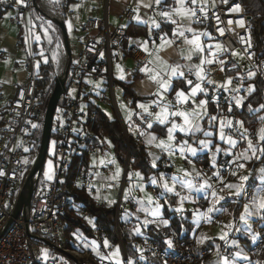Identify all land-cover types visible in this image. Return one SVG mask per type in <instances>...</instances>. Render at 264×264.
<instances>
[{
  "label": "crops",
  "instance_id": "0c3cea01",
  "mask_svg": "<svg viewBox=\"0 0 264 264\" xmlns=\"http://www.w3.org/2000/svg\"><path fill=\"white\" fill-rule=\"evenodd\" d=\"M50 1L53 5L56 0ZM16 5L21 6L22 4L16 2ZM211 6L212 0H196L195 4L191 3V0H160L159 3H156V0H73V3L68 5L64 22L69 42L70 56L71 52L75 54L73 61L70 58L71 63L78 60L82 39V26L89 19H102L106 16L108 24L110 26H116L119 23L120 15L126 9L131 8L134 12V19L130 23L145 27L147 31L145 37L126 38L125 47L114 50L113 54L118 75L114 79L121 83L129 84L132 92L136 96L144 98V101H137L134 108L130 107L129 104L124 102L125 98H123L122 91L117 87L120 100L118 106L115 101V116L111 106H102L97 101L99 94L106 90L103 89V84L107 83L106 80L102 82L100 87L94 85V82L99 80V78L96 80L87 79L84 82L83 90L91 94V97H81L79 104L81 127L77 128L74 135H76L77 140L80 138L85 140L83 125L88 117V104L92 103L95 107L102 110L109 119L116 118L120 125L123 126L125 134L131 135L135 140H140V145L144 147L153 168H157L154 161L157 153L160 151L166 153L169 157V166L166 169H169V172L165 170L161 171L157 176L150 177L148 181H145L139 171L132 170V172H138L141 175H135L134 179L139 181L141 178L146 191H148L149 186H157V190L162 197L163 209L166 208L168 212L175 213L178 218L187 220L191 226L188 237L194 238L197 244H202L210 240L221 241L223 239H220V237L224 233H227L226 237H231L233 241L236 240L242 245L238 252H241L242 256L248 257L247 260L235 258V264H249L253 258L248 248H251L253 240L248 236L249 230H246L247 226L240 220V216L245 212V204H249L251 208V202L250 200L243 202L238 221L234 222L229 212L223 207V203L232 197L240 198L241 196L236 197L231 195L230 190L224 186L227 184H239V176L246 175L249 179L245 182V189L252 187L255 192L258 187L264 184V173L260 171L264 168H258L252 177L248 169H239L238 175L234 176L233 180L229 179L228 173H226L224 178H218L215 187H212L211 190L217 191L220 196L225 198L220 201V204L216 205L218 209L222 208L224 210L212 214L207 213L211 198L205 199L204 191L197 192L195 188L189 189L186 186L189 181L197 187L205 182L210 184L208 178L203 175L202 169L204 167L214 168L221 158H227L228 167L230 168L233 165L231 161L235 160L247 148V141L250 139L249 132H254L255 138L252 142L254 145H257L261 143L258 139L260 130L264 129V119H261L264 117V114H262L259 116L258 124L254 129L247 128L244 125L241 126L238 123L236 131L229 132L227 122L230 121V118L220 116L217 113L215 102L209 101L205 97V66L209 64L207 61H211V63H221L223 61V63H226V54L221 43L211 36L209 29L194 22V16L190 14L189 10L195 11L196 13L201 11V9L204 11ZM157 7L160 9L153 11V8ZM16 11V7H13V10L8 11L0 18V54L2 55H0V110L15 96L18 87L26 81V64L28 59H32L36 66L46 61L42 57L41 45H39L40 40L37 39L41 32L40 29H45L44 26L39 24L41 22L37 15H33L32 13L26 17L24 23L19 24L13 22L11 18ZM162 13H168V15L164 16ZM130 23H124L122 27L126 30V27ZM181 32L184 33L183 36L179 35ZM41 33L44 32L42 31ZM194 33L196 35L207 33V35H201V43L204 47V50L201 52H197L192 45L186 43L187 39H192ZM19 37L22 38L21 43H19ZM217 44L221 46L219 50L215 47ZM209 45L212 46L211 50H209ZM133 48H138L147 56V63L137 73L139 76L137 79L124 75L125 69L133 68L129 54ZM124 54H128L127 57ZM54 56L56 58L55 66L57 68V60L60 58L59 51H54ZM188 57H191V59ZM201 61L205 62L201 64ZM171 68H178V71L183 73L191 72L193 75V79L191 80L192 84H188L189 80H183V76L178 74L175 76L171 75ZM236 69L238 71L230 74L241 71L239 68ZM198 71L204 77L203 80L197 78ZM122 75L124 79L120 78ZM154 75H157L156 81L150 78ZM161 80L168 85L166 90L160 87L159 82ZM175 80L181 81L182 84L180 85L184 86L185 89L178 87L174 94L169 96ZM197 83H200L203 91H199L193 96L192 88ZM246 89L248 94H250L248 91L249 85H246ZM180 91L184 92V96L178 98L177 93ZM200 101H205L206 103L202 105ZM141 104L148 108V112L151 107H157L154 113L155 115L146 124L142 122V118L148 112H145L144 109L139 107ZM242 107L243 104L236 111L239 122L242 121L239 115ZM108 108L111 109V114L107 113ZM209 108L212 110V124L211 129H206L202 121L206 117ZM260 109V106L251 108L250 114H257ZM165 110L168 116L166 122L162 124L157 119V116ZM172 113H184L187 115L189 123L185 122L184 115L178 116L172 115ZM175 118L179 119L180 122H175ZM221 122H223V125ZM149 124L152 126L149 127ZM173 125H176L174 129ZM152 127H158L161 131L153 130ZM184 129L188 130L185 131ZM162 131L163 134H161ZM222 134L225 137L223 140L221 139ZM228 137L236 141L235 147L227 143ZM166 139L169 143L162 145V140ZM201 141L207 142L208 147H203L200 143ZM98 143L102 148H94L93 152H96L94 156L91 155L92 153H88L86 176L77 178L75 183H77L78 187L83 178H88V184L84 190L93 202L97 206L102 207L116 206L118 193L121 192L118 188L123 178V166L116 160L112 150V144L108 139H100ZM192 148L196 149L195 155H192L189 150ZM82 150H85V148L77 147L76 154L79 155ZM204 155L208 162L206 166L197 163L202 160V156ZM185 158H189L190 160H186ZM251 160L258 159L241 160L239 162L247 164ZM185 161L190 162L189 168L185 167ZM106 170L107 175L105 173ZM174 170L180 174L178 177L174 176ZM173 177L176 179L173 180ZM165 183L169 187H174V190L167 191L164 188ZM135 185L138 186V184L134 183L133 179L127 182V196L129 198L137 193L140 195ZM222 188L223 191H221ZM199 198H204L205 200L207 218L222 212L223 225L221 224L220 227L212 228L203 223V212L196 205ZM165 202L168 204V207L165 205ZM77 207L80 208V205L77 204ZM163 209L158 219L154 222L149 221L148 217H144V222L148 221L144 225L138 219L134 218H129L122 224L130 229L133 237L138 234H144L142 229L148 226L162 230L168 225V220L163 217ZM178 209L180 210L178 211ZM139 216L140 213L135 214V217ZM247 219L248 225H251V222L254 220H260L264 227V218H261V214L259 213ZM83 221L90 229L92 237L83 234L80 230H74L69 235H65L67 239H73L77 243L79 250L91 251L94 257L111 261L114 264H121L118 257L113 254L117 250L115 249L116 246L111 245L108 239L97 234L94 220L86 216ZM165 221H167V224L164 223ZM76 231L77 234L75 233ZM178 233L185 236V228L182 226ZM241 238H247L249 240L248 248L241 243ZM105 240L108 242L107 247L104 244ZM93 242L95 243L93 244ZM44 252H48V250ZM50 255L52 257L54 256L52 252H50ZM223 257L225 256L219 252L216 243H213L206 264H221ZM233 259L234 257L230 260Z\"/></svg>",
  "mask_w": 264,
  "mask_h": 264
},
{
  "label": "built area",
  "instance_id": "2783aa9c",
  "mask_svg": "<svg viewBox=\"0 0 264 264\" xmlns=\"http://www.w3.org/2000/svg\"><path fill=\"white\" fill-rule=\"evenodd\" d=\"M8 2L13 4L15 0H8ZM236 4L241 5L238 0H212L211 7L202 12H196L194 22L208 28L211 36L221 43L226 54V63L233 61L231 57L233 52L237 53L246 65V70L254 73L253 76L258 78L264 87V57H258L255 52L249 18L245 15L242 5L240 12L231 11ZM33 5L37 8L39 21L45 25L56 26L55 23L62 22L60 12L53 7L50 0H24L11 20L19 24L24 23L26 17L31 14ZM158 9L160 8H153V11ZM133 19L134 12L128 8L120 15L116 26H110L106 16L102 19L87 20L81 30L82 39L78 60L71 63L70 70H68L69 63L66 65L65 59L63 72L60 74L56 70L57 76L64 81V91L61 95L63 105L57 107L54 114L49 144L48 157L52 159L53 178L46 184L36 181L29 206L24 207L18 217L0 235V264H70V259L65 256L66 254L75 259L78 264H90L91 262L93 264H114L111 261L94 257L91 251L79 250L77 243L65 236L61 219L68 217L83 221L87 216L86 212L81 211L74 203L73 191L77 188H86L88 178H83L78 187L75 182L67 183L68 167L71 159L76 155L77 147H84L88 153L94 151L93 146L85 145L82 138L77 140L74 135L77 128L81 127L79 109L81 97H91V94L83 90L84 82L87 79L96 80L104 76L109 89L100 93L97 101L102 106L116 108L112 89V51L120 49L126 38V30L122 24L130 23ZM240 19L244 21L243 27L236 23ZM218 29H224V34L221 35ZM129 54L133 68L125 69L124 75L133 77L147 63V56L138 48L131 49ZM226 63L212 62L205 66L204 92L207 100L215 102L217 113L220 116L229 117L232 121L229 132H235L239 123L236 111L246 102L249 94L244 84L246 77L244 81L242 79V72L245 69L235 64L226 68ZM236 68L241 71L227 74V71ZM26 71L27 78L24 84L18 87L15 96L0 110V172L3 173L0 175V234L10 218L24 181L36 158L33 152L37 146V141L33 137L36 128L32 125L38 123L44 100L35 92L37 66L30 58L26 64ZM192 79L191 72L184 73L183 80ZM237 100L241 101L240 106H237ZM124 102L129 104L127 99ZM156 109V106L151 107L148 114L143 116L144 124L149 122ZM175 122L179 123L180 120L175 118ZM249 138L251 140L255 138L253 131L249 132ZM136 142L140 144V140L137 139ZM154 161L157 167L167 168L169 166V157L164 152H158ZM184 165L189 168L190 162L185 161ZM233 171H237L236 166L233 164L229 168L227 158H221L214 168L204 167L202 169L211 188L215 187L218 178H224L226 173L229 179L233 180ZM105 173L107 175V170ZM147 190L155 204H162V197L157 186H149ZM245 191L247 194L241 196L243 202L250 200V194L254 193V189L248 187ZM196 205L203 212L205 225L215 228L221 226L222 212L210 216L209 219L204 198H199ZM125 206L136 211V205L132 200L127 201ZM119 208L118 202V208L115 211L117 221L113 233L118 243L121 244L119 245L121 259L126 262L128 258L123 249L122 232L118 223ZM248 234L250 238L253 235L257 237L256 240L252 239L250 249L253 259L249 264H258L256 256L264 248V227L260 220L251 222ZM169 240L172 241V247L168 245L160 247L144 234L135 235L131 242L133 253L131 261L134 264H205L209 251L197 252L194 238L184 239L182 235L175 233L170 236ZM45 242L51 247L46 246ZM216 246L219 252L229 259H232L242 247L231 237L219 241ZM46 250L48 252H44ZM50 252L54 254L53 257Z\"/></svg>",
  "mask_w": 264,
  "mask_h": 264
},
{
  "label": "trees",
  "instance_id": "16d2710c",
  "mask_svg": "<svg viewBox=\"0 0 264 264\" xmlns=\"http://www.w3.org/2000/svg\"><path fill=\"white\" fill-rule=\"evenodd\" d=\"M244 10L245 15L249 18V27L255 43V52L258 57H264V0H238ZM73 3V0H56L53 3L55 9H57L62 16V22H65L67 15L68 5ZM13 7H16L17 10L20 9V6L15 3H10L8 0H0V18L10 10H13ZM33 15H37V8L33 5L31 9ZM57 34L61 37L60 29L57 26H54ZM147 31L145 27L137 26L134 24H128L126 27V38L130 37H145ZM126 38L124 39L121 48L125 47ZM22 38L19 37V43H21ZM128 54H124L127 57ZM233 61L226 63V68L232 66ZM54 65V64H53ZM51 61L45 63H40L37 67L36 72V81H35V92L39 94L43 100L44 104L41 107V111L38 117L37 127L33 134V137L37 141V146L34 149L36 154L39 149L42 124H43V115L47 99L52 93L54 87V67ZM68 70H70L71 60L68 65ZM238 71H227V74L234 73ZM134 79L139 78L138 74L133 76ZM181 81L175 80L173 82L172 88L170 90L169 96H172L174 92L181 87L185 89L184 86H181ZM245 85H254L255 90L250 92L246 102L243 104L242 110L240 112V117L242 119L243 125L247 128L254 129L258 124V118L264 114V108H261L257 114H250L251 108L259 107L264 104V87L262 82L256 78L251 77L248 80L244 81ZM112 87H119L122 91L123 98L129 101V106L134 108L137 101H144V98L136 96L130 89L129 84L121 83L114 78H112ZM63 105V97H60L57 107ZM211 113L212 110L209 108L206 117L203 119L202 123L206 129H211ZM153 130L161 131L158 127H152ZM83 132L85 134V144L91 145L94 148H102L98 140L106 138L112 144V150L116 160L123 166L125 160V154L128 151L129 159L126 172L132 170L139 171L145 181H148L150 177H155L159 172L166 170V168L157 167L153 168L150 164L149 157L145 152L143 146L136 142V140L129 134H125L120 123L116 118L109 119L105 113L102 112L99 108L95 107L94 104H88V117L85 124L83 125ZM163 134V131L162 133ZM48 156V153L46 157ZM87 162H88V152L82 150L79 155H75L70 162L67 173L69 178L67 179L68 184L74 183L77 178L85 177L87 171ZM200 165L206 166L208 164L206 156H202V160L197 162ZM244 169H248L251 172V177L254 176V172L258 168H264V157L258 160H251L249 163L245 164ZM42 181L41 174L38 177V183ZM168 199V198H167ZM73 201L74 203L80 205V210L86 212L87 216L91 217L94 220V226L96 232L99 236L105 237L109 240L111 245L115 246L118 244V240L113 233L115 227V205L109 207L97 206L89 195L85 192L83 188H77L73 191ZM243 201L240 198H230L223 203V207L229 212L234 222L238 221L239 215L242 211ZM120 213V208H119ZM163 217L168 220V225L162 229L158 230L153 226H148L145 229H142L144 235L154 242H156L160 247L167 245L166 241L173 234H178L182 226L186 230V235L183 236L184 239L188 238L189 231L191 226L188 224L187 220L178 218L175 213L168 212L166 208L163 209ZM63 231L65 235H69L74 230H80L83 234L92 237V233L86 223L82 220H74L68 217H62L61 219ZM122 232V245L124 248L125 255L127 257L131 256V242L134 240V237L130 233V229L123 226L121 229ZM241 243L248 248L249 240L247 238H241ZM196 242V241H195ZM218 240L206 241L202 244L196 243V251H210L213 243H218ZM250 255H252L251 249L248 248ZM209 256V253L207 257ZM207 257L205 258V264L207 262ZM253 258V256H251ZM258 264H264V248L256 256ZM72 262V261H71ZM75 264V263H73ZM90 264H93L92 262Z\"/></svg>",
  "mask_w": 264,
  "mask_h": 264
},
{
  "label": "snow or ice",
  "instance_id": "6c2138e0",
  "mask_svg": "<svg viewBox=\"0 0 264 264\" xmlns=\"http://www.w3.org/2000/svg\"><path fill=\"white\" fill-rule=\"evenodd\" d=\"M17 3H20V4H23L24 3V0H16ZM160 0H156V3H159ZM191 3L195 4L196 3V0H191ZM242 9H241V5L240 4H236L233 6V8L231 9V11L233 12H240ZM201 11H203V9H201ZM190 14L192 16H195V11H192V10H189ZM162 15L164 16H167L168 13H162ZM137 19H139L137 17ZM175 23V21H173ZM229 23H232V21H229ZM236 23L240 26V27H243L244 26V21L242 19L240 20H237ZM158 27V25H157ZM218 31L221 33V35L224 34V29H218ZM179 35L183 36L184 33L181 32L179 33ZM201 35H207V33H202L200 35H196L195 33L193 34V37L192 39H187L186 40V43H188L189 45H192L195 50L197 52H201L204 50V47L201 43ZM37 39H39V37H37ZM163 39V38H162ZM251 46V45H249ZM209 50H211L212 46L209 45ZM216 49H220L221 46L219 44H217L216 46ZM146 50V49H145ZM232 55H237V53L233 52ZM189 59H191V57H188ZM205 61H201V64H203ZM208 63H211V61H207ZM221 63H223V61H221ZM180 75V76H183L184 73L183 72H179L178 71V68H171V75L175 76V75ZM158 75V74H157ZM157 75H154V76H151L150 78L154 81L157 80ZM254 73H249V76H253ZM121 79H124L123 75L120 77ZM197 78L200 79V80H203L204 77L201 75V72L198 71L197 72ZM160 83V87L162 89H167L168 85L166 83H164L162 80L159 82ZM209 83H211V81H209ZM228 83L230 84L231 81L229 80ZM188 84H192V81L189 80L188 81ZM255 90V86L254 85H250L249 86V89L248 91L249 92H252ZM199 91H203V89L201 88V85L200 83H197L195 85V87L192 88V95L195 96L197 94V92ZM184 96V92L183 91H180L177 93V97L180 98V97H183ZM200 103L203 105L204 103H206L205 101H200ZM241 105V101L240 100H237V106H240ZM139 107H141L142 109H144L145 112H148V108L141 104L139 105ZM260 108H264V104L260 105ZM229 111H231V108H229ZM172 115H184L185 116V122L186 123H189L188 121V117L187 115H185L184 113H172ZM167 116H168V113L167 111H163L161 114H158L157 116V119L159 120L160 123H165L166 122V119H167ZM261 119H264V117H262ZM222 125H223V122H221ZM241 124V126H243V122H239ZM228 126L231 127L232 125V121H228L227 122ZM149 127H151L152 125L149 124L148 125ZM33 128H37L39 127L38 125L36 124H33L32 125ZM176 127V125H173V129ZM185 131H187L188 129H184ZM171 132V130H170ZM221 139H225V137L223 136V134L221 135ZM258 139L261 143L257 144V145H254L252 140L251 139H248L247 141V148L245 149V151L243 153H240L235 160L231 161L232 164H235L236 166V169L237 171H233L232 172V175L234 176H237L238 175V170L239 169H244L245 168V163L243 162H239L241 160H244V161H247V160H250V159H261L262 157H264V129H261L260 130V133H259V136H258ZM201 145L203 147H208V143L205 142V141H201L200 142ZM227 143L232 146V147H235L236 146V141L233 140L231 137H228L227 138ZM27 151V149H25ZM192 153V155H195L196 154V149L195 148H192V149H189ZM219 151V149H217ZM259 153V155H258ZM25 163H27V161H25ZM50 171H51V162H49V172H46L45 173V176L48 180H51L52 179V175L50 174ZM262 173H264V169H261L260 170ZM3 173L0 172V175H2ZM218 175V174H217ZM176 178L173 177V180H175ZM249 177L246 176V175H243V176H239V181L240 183L239 184H227L225 185L224 187L228 188L230 190V194L231 195H234L236 197H240L242 195H246V191H245V182L248 181ZM153 183H155V181H153ZM189 189H193L195 188V190L197 192H201V191H204L205 192V199H209V197L211 198L209 200V204L210 206L208 207L207 209V213L208 214H212L214 212H217V211H222L224 209L222 208H217L216 205L220 204V201L225 199L223 196H220L218 194L217 191L215 190H211V185L207 182L203 183V184H200L198 187L196 185H193L191 183V181L187 182V185H186ZM164 188L167 190V191H173L174 190V187H169V185L167 183L164 184ZM221 191H223V188L221 189ZM149 202L151 203V198L149 199ZM250 202H251V208L249 206V204H245L244 205V208H245V212L243 215L240 216V220L244 222V224L247 226L246 230H250V225H248V217L250 216H253V215H256V214H261V218H264V184H262L260 187H258L254 193L250 194ZM180 209H178L179 211ZM159 214V206L156 207V209L152 212V215L153 216H156ZM203 218V217H202ZM210 219V216L208 217ZM148 221H145V224H147ZM165 224H167V221L164 222ZM230 227V226H229ZM237 231H239V229H237ZM227 236V233H224V235H222L220 237V239H225V237ZM256 236L253 235L252 236V239L253 240H256ZM95 242H93L94 244ZM167 245L169 247H172V241L171 240H168L166 241ZM105 246L107 247L108 246V242L107 240H105L104 242ZM235 258H240V259H244V260H247L248 257L247 256H242L241 255V252H236L234 254V259L233 260H230L227 256L223 257L222 258V261H221V264H235ZM141 259H143V257H141ZM128 264H134L133 261H128Z\"/></svg>",
  "mask_w": 264,
  "mask_h": 264
},
{
  "label": "rangeland",
  "instance_id": "374dc122",
  "mask_svg": "<svg viewBox=\"0 0 264 264\" xmlns=\"http://www.w3.org/2000/svg\"><path fill=\"white\" fill-rule=\"evenodd\" d=\"M39 24H41V26H44V28H45V29H40L41 32L43 31L44 33H41V32L39 33V40H40L39 45H41L42 57H44V59L46 60L45 62L51 61L52 65L54 64L53 65V67H54L53 76H54V80H55V78L57 76L58 69L55 66L56 58L54 56V51H59V53H60V58H58V60H57L58 61V65L63 66L62 64H64L65 59H66V57H64V52H63L62 38L57 34L54 26H47V25H45L42 22L39 23ZM113 54H114V49L112 51V70H113L112 75H113V78H115L118 75H117V72H116L115 57L113 56ZM231 57H232V60L235 62L236 65H239L243 69H245L242 72L243 81H244L245 77H246V80H248L251 77H254V76H251V77L249 76L250 72L248 70H246V65H244V62H243L242 58L238 54L237 55H232ZM74 58H75V54L73 52H71L72 61H73ZM37 67H38V65H37ZM56 70H57V72H56ZM104 80H106L105 77L101 76L99 78V80L94 82V85L101 87L102 82H104ZM103 87H104L103 88L104 90L105 89L106 90L109 89L107 83H104ZM112 89H113V96H114V99L116 101V105L118 106L119 100H120L119 91H118L117 87H115V88L112 87ZM112 109H113L114 114L116 116L114 107H112ZM107 113L111 114V109L110 108H108ZM168 143H169V141H167V139L166 140H162V145H167ZM49 151H50V148L48 150V155H49ZM95 154H96V152H92L91 155L94 156ZM35 155H37V153ZM128 155H129V153H128ZM125 157H126V154H125ZM185 159L186 160H190L189 158H185ZM49 162H51L50 174L51 175L53 174L52 159L47 156L45 158L44 163H43V170H42V175L43 176L41 177L42 178L41 182H43L44 184H46L47 182L50 181L45 176V173L49 172ZM173 174L176 177H178L180 175L175 170H174ZM135 175H140V174L138 172H132V171L128 172V173L126 172L123 184H121V182L119 184V188L118 189H120L121 192L118 193V198H117L118 201L117 202H119V206H120V213H119V217H118V223H119L120 229H122V227H123L121 223L125 222V220H127L129 218L138 219L142 225L145 224L144 217H148L149 221H153L154 222V221H156L158 219V216H159L160 212L162 211V209L164 207L162 204H155L153 202L150 194L148 193V191H146L145 185L142 183L141 178L139 179V181H137V180L134 179ZM132 179H133L134 183L138 184V186L135 185V187H137V190H139V194L140 195H138V193H137L136 195H134V196L129 198L127 196V186L126 185H127V182L129 180H132ZM150 198H151V203L149 202ZM129 200H132L133 203L136 205V211H132L129 207L125 206V203L127 201H129ZM165 205L168 207V204L166 202H165ZM157 206H159V214L156 215V216H153L152 212L156 209ZM138 213H140V216L139 217H135V214H138ZM114 220H115V224H116V221H117L116 220V216L114 217ZM221 224H222V222H221ZM212 228H215V227H212ZM75 233L77 234V231ZM119 245L121 246V244H119V243H118V245H115L116 246L115 249H117V250L114 251L113 254L118 257V259L120 260L121 264H128V261L132 260V255L127 257L128 260L126 262L122 261L121 256L119 255L120 254V250H119L120 248H118ZM69 263L73 264L74 262H71V260H70Z\"/></svg>",
  "mask_w": 264,
  "mask_h": 264
},
{
  "label": "water",
  "instance_id": "95a60500",
  "mask_svg": "<svg viewBox=\"0 0 264 264\" xmlns=\"http://www.w3.org/2000/svg\"><path fill=\"white\" fill-rule=\"evenodd\" d=\"M55 25L60 29L63 52L66 57V65H67V63L70 62V58H71L70 51H69V42H68L67 32H66L63 22H57L55 23ZM63 91H64V81L61 79V77L57 76L54 80V87H53L52 93L47 99L46 104H45L39 149H38L36 158L34 160V164L24 181V184L21 188L20 194L14 205L10 218H8L7 222L3 226V229L0 235H2L5 232V230L11 225L13 220H15L18 217V215L24 209V207L29 206V203H30V200H31L34 188H35V183L38 180L39 173L41 172L43 168V163L45 161L46 155L49 150L54 114H55L57 104L59 102V99ZM121 127L124 131V128L122 125ZM128 158H129V155L127 151L126 157L124 160V165H123L124 173H123L121 184H123L125 173L127 170ZM165 171L169 172V169H166ZM117 208H118V202L115 206V211L117 210ZM44 244L48 247H51V245L48 244L47 242H45ZM65 256L68 259H70L72 262H74L75 264H78L77 261L73 259L72 257L68 256L67 254Z\"/></svg>",
  "mask_w": 264,
  "mask_h": 264
},
{
  "label": "bare ground",
  "instance_id": "6f19581e",
  "mask_svg": "<svg viewBox=\"0 0 264 264\" xmlns=\"http://www.w3.org/2000/svg\"><path fill=\"white\" fill-rule=\"evenodd\" d=\"M65 59V58H64ZM63 66H61V65H58L57 66V69H58V73H62L63 72V70H64V65H65V62H64V64H62ZM124 249V248H123Z\"/></svg>",
  "mask_w": 264,
  "mask_h": 264
}]
</instances>
